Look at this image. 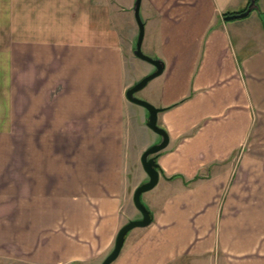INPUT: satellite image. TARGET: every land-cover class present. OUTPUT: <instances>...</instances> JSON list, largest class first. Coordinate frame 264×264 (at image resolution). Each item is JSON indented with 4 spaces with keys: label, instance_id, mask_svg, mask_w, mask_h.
Instances as JSON below:
<instances>
[{
    "label": "crops",
    "instance_id": "obj_1",
    "mask_svg": "<svg viewBox=\"0 0 264 264\" xmlns=\"http://www.w3.org/2000/svg\"><path fill=\"white\" fill-rule=\"evenodd\" d=\"M134 2L0 0V264H101L141 218ZM249 4L141 0L143 49L163 65L144 100L168 145L152 222L112 264H264V0L224 20Z\"/></svg>",
    "mask_w": 264,
    "mask_h": 264
},
{
    "label": "water",
    "instance_id": "obj_2",
    "mask_svg": "<svg viewBox=\"0 0 264 264\" xmlns=\"http://www.w3.org/2000/svg\"><path fill=\"white\" fill-rule=\"evenodd\" d=\"M140 4H141V0H135L133 6V16L138 27V35L133 53L138 59L151 64L154 67L155 71L147 75L137 83H135L131 88H129L126 91V99L132 104L140 106L147 111L148 116H147L146 126L149 130H151L160 137V141L157 144L150 146L147 150H145L140 158L141 166L144 172L146 173L148 180L140 184L135 189L132 196V202L134 207L140 213L141 218L139 220H132L127 222L118 231L115 238L113 249L101 262V264H112L118 258L120 251L123 247L125 237L130 231L137 228H145L151 224L152 217L149 211L147 210V208L142 203L141 196L142 194L152 190L157 185L159 181V173L156 171L155 156L160 152H162L168 145V136L166 132L162 128H160L157 124V116L161 112V109L155 108L146 101L140 100L135 97V94L137 92L145 88L150 81L160 76L163 71V65L159 60L150 58L144 55L141 51L142 41L144 37V24L141 20L139 13ZM254 8H256L255 0H250V4L248 5V8L244 12L225 17L224 20L230 21V20L242 19L248 16L250 11Z\"/></svg>",
    "mask_w": 264,
    "mask_h": 264
},
{
    "label": "rangeland",
    "instance_id": "obj_3",
    "mask_svg": "<svg viewBox=\"0 0 264 264\" xmlns=\"http://www.w3.org/2000/svg\"><path fill=\"white\" fill-rule=\"evenodd\" d=\"M125 16H126L125 18H127V19L129 18L128 21H126V28H129L131 26V28H133L134 29V32H135V37L130 42V49H129V53H128V60H127V67H126L127 68V74L132 77L131 82H130L131 83L130 88H131L135 83H137L138 81H140L141 79H143L144 77H146L147 75H149L150 74V71L153 69V66L150 65L149 63H146V62L138 59L134 55L133 52H134L135 44H136V40H137L138 27H137V24L135 22V19H134V16H133V13L132 12H128L127 14H125ZM141 51H142V53L144 55H146L145 54V51L143 49V46H141ZM146 56H148V55H146ZM156 80L157 79H154L151 82H149L145 88H143L141 91H139V92H137L135 94V97L138 98V99H140V100L145 101L144 100V96H145L146 92L155 84ZM132 106L134 108H136L134 110H139L142 113L147 114V111L144 108H142L140 106H137L135 104H132ZM131 116H132V122L134 124L139 123V124H144L145 125L146 121L144 120V118L142 120V117L139 116V113L133 111ZM157 124L160 127V124L158 122V118H157ZM147 134H149V136H150L149 140H148L147 137H144L141 134H139L137 131H135V136H134V139H133L135 149L138 150V148L140 147V145L143 143L142 142L143 139H145L147 141V143H146L147 144L146 147L148 146L147 148H149L150 146H153V145L157 144L160 141V137L157 136V135H155V134H153L151 131L147 130ZM153 138H156L155 139L156 141L153 140ZM132 175H133V178H136L137 177V172L136 171H134V172L132 171ZM142 183H144V182H142ZM140 184H138V185L136 184L137 186L136 187L135 186L133 187L134 188L133 191H132L133 193H134L135 189ZM151 195H152V191L151 190L148 191V192H146V193H144V194H142L141 201H142V203L144 205H146L147 200H148V198Z\"/></svg>",
    "mask_w": 264,
    "mask_h": 264
},
{
    "label": "trees",
    "instance_id": "obj_4",
    "mask_svg": "<svg viewBox=\"0 0 264 264\" xmlns=\"http://www.w3.org/2000/svg\"><path fill=\"white\" fill-rule=\"evenodd\" d=\"M243 12H244V11H243ZM158 156H159V154H157V155L155 156V162H156ZM156 171H157L159 174L163 175V174H162V171H161V169L159 168V166L157 165V163H156Z\"/></svg>",
    "mask_w": 264,
    "mask_h": 264
}]
</instances>
